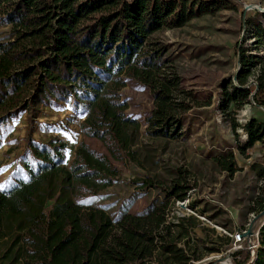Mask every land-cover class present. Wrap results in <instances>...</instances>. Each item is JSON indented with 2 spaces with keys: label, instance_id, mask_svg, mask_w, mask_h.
Returning a JSON list of instances; mask_svg holds the SVG:
<instances>
[{
  "label": "trees",
  "instance_id": "obj_1",
  "mask_svg": "<svg viewBox=\"0 0 264 264\" xmlns=\"http://www.w3.org/2000/svg\"><path fill=\"white\" fill-rule=\"evenodd\" d=\"M231 7L230 0H0V25L9 26L0 38V128L21 115L27 120L24 149L0 188V264H202L195 261L203 253L231 245L226 235L197 236L201 219L172 217L166 203L113 216L91 202L115 182L116 162L139 161L143 123L128 112L123 94L130 81L151 91L155 106L145 131L153 137L178 135L200 104L181 86L170 44L157 33ZM244 18L254 42L236 45L237 71L219 93L226 114L247 104L264 108V11ZM64 103L83 117V136L99 139L104 151L82 138L66 164V141L34 136L45 109ZM243 127L242 153L264 142V120L253 117ZM214 162L230 174L238 170L232 152ZM134 182L142 190L162 185L150 175ZM191 188L176 180L166 197L184 200ZM259 240L253 256L244 239L229 253L232 264H264V223Z\"/></svg>",
  "mask_w": 264,
  "mask_h": 264
},
{
  "label": "rangeland",
  "instance_id": "obj_2",
  "mask_svg": "<svg viewBox=\"0 0 264 264\" xmlns=\"http://www.w3.org/2000/svg\"><path fill=\"white\" fill-rule=\"evenodd\" d=\"M230 1L233 5L231 8L220 9L215 14L194 18L182 27L164 29L157 33L160 39L170 44L167 56L169 63L182 78L181 86L193 91L200 104H193L182 121L183 128L178 135L153 137L145 131L146 118L155 106L151 91L137 80L130 81L123 89V94L129 102L128 112L143 123L137 145L139 161L116 162L120 174L112 186L93 197L91 202L94 205L117 216L126 211H142L150 204L166 203L169 215L176 217L177 212H188L186 207L178 205L177 200L180 199L174 201L173 197H166L165 188L171 187L176 180L193 186L188 190L187 198L193 193L194 199H199L201 193H217L209 197L240 200L252 196L256 183L250 156H258L264 161V144L253 149L250 147L244 153L239 147L247 140V132L243 126L253 117L264 120V108L247 104L234 114H226L219 107V93L222 82L237 71L236 45L243 39H247L249 46L254 42L251 31L255 29L250 25L245 26V14L248 17L254 15L256 9L264 11V0ZM8 30L9 26L0 25V38ZM260 49H263L262 45ZM232 108L233 105L229 111ZM231 119H236L238 123L237 132L233 130ZM82 120L83 117L76 116L67 103L59 107H47L39 119L34 136L44 140L50 135H58L66 141V164L74 157L75 149L82 138L96 149L104 151L105 147L99 139L83 136L80 129ZM26 130L25 115L11 119L0 128V188L5 186L16 167L15 157L24 149ZM231 152L238 168L234 174L222 170L214 162L216 156ZM148 175L162 185L142 190L134 180ZM230 175H234L235 179L228 180ZM217 182L221 183L219 187L223 191L217 192L214 189ZM262 182L255 192L257 197L262 193L264 180ZM221 202L230 210L240 209L241 214L245 215L253 205V201ZM191 204L192 201L188 204L189 208ZM219 208L223 212L216 220H210L211 223L205 221L208 227L217 224L224 228L226 225L223 223L230 221L228 211L220 206ZM259 210L261 209L256 212ZM217 229L222 232L220 228ZM226 252H214L207 256L215 255L225 259L229 256Z\"/></svg>",
  "mask_w": 264,
  "mask_h": 264
},
{
  "label": "crops",
  "instance_id": "obj_3",
  "mask_svg": "<svg viewBox=\"0 0 264 264\" xmlns=\"http://www.w3.org/2000/svg\"><path fill=\"white\" fill-rule=\"evenodd\" d=\"M260 144H264L262 141H257L252 147L256 148L257 146H259ZM257 152V150H256ZM252 153V152H251ZM257 154V153H256ZM250 160H251V166L252 170L254 171L253 175L255 178V183L256 185L253 186V194L251 197L244 199V200H240V199H230L227 197L224 198H215V197H209L212 195H217V193H211L208 195H203V193H201L199 196V199H194L193 194H191L188 197V201H192V206L191 209L195 211L196 216L198 215H204L206 216L209 220H216V218L223 212L220 211L221 209L219 208V206L221 208H223L224 210H227L229 213V219L230 221H227V223H223L226 226L224 228H226L228 231L232 232L235 229H239V228H244L248 225L249 221H250V214L252 212H256L258 209H262V207L264 206V196H261L260 194H258L259 196H255V192L259 187L260 183H263L262 181L264 180V161H262V159L260 157H252L250 156ZM238 171V170H237ZM236 171V172H237ZM229 175V174H228ZM233 177V178H232ZM235 176L234 175H230L228 176V180H234ZM221 183L217 182L215 184L216 188H214L217 192L223 191L222 187H219ZM264 190V186H262ZM261 190V189H260ZM196 191V190H195ZM187 198V196H186ZM174 201H176V198H173ZM221 201H253V205L252 208L250 209V211L248 212L247 215L245 214H241L240 209L236 208V210L233 209H229L228 206H225L223 204V202ZM206 204V205H204ZM213 204V205H211ZM218 206V207H217ZM253 207L255 210H253ZM215 210V212H214ZM219 211V213L217 212ZM214 214V215H213ZM190 215V214H188ZM213 215V216H212ZM200 219V218H199ZM202 221V220H201ZM209 225L205 222L202 221L201 226L197 227L195 229L196 231V235L202 238H212V239H217L218 236H225L224 234H222V232L219 231V229H217V224H213L210 227H208ZM192 241H194V239H192ZM231 246L227 247L225 250L227 251L226 254L229 255L230 252L234 251L231 250L230 248ZM199 251H202V247L199 244ZM224 250H222L223 252ZM214 253V252H213ZM207 254L210 253H203L202 259L195 261V263H202V264H226L222 258H220L219 256H215V255H211V256H207ZM225 255V254H224ZM230 256V255H229ZM217 258V259H216ZM222 259V260H220ZM228 260H231V258H229Z\"/></svg>",
  "mask_w": 264,
  "mask_h": 264
},
{
  "label": "built area",
  "instance_id": "obj_4",
  "mask_svg": "<svg viewBox=\"0 0 264 264\" xmlns=\"http://www.w3.org/2000/svg\"><path fill=\"white\" fill-rule=\"evenodd\" d=\"M259 194H261V193H259ZM189 202L190 201H188V198H186V199H184L182 201L181 200H177L178 205H183L184 207H186V209L188 211V212H183V213L177 212L178 216H183V215H186V214H189V213H192V214L196 215L195 211L188 207ZM255 213L256 212H252L250 214L251 218L253 217V215ZM198 217L201 218L202 221H207V222L211 223V221L206 216L198 215ZM263 223H261L258 226V228L255 230V234L251 238H247L249 243H250V248L252 249L253 256L255 255V251H256L257 247L260 245L259 232H260V227L262 226ZM248 225H249V223H248ZM248 225L246 227H244V228L235 229L232 232L228 231L227 229H225L223 227H219V226H217V227L220 228V230L223 232L224 235L229 236L231 238V240H232V242H231V245H232L231 246V250H235V249L241 247L242 242L244 241V239H246V237L243 236V233L247 229ZM253 237H255V239H253ZM229 258H231V256H227L223 261L226 264H232V262L230 260L228 262Z\"/></svg>",
  "mask_w": 264,
  "mask_h": 264
},
{
  "label": "water",
  "instance_id": "obj_5",
  "mask_svg": "<svg viewBox=\"0 0 264 264\" xmlns=\"http://www.w3.org/2000/svg\"><path fill=\"white\" fill-rule=\"evenodd\" d=\"M264 222V207L256 212L250 219L247 229L244 231L243 236L246 238H251L255 234V230L258 226ZM224 259V258H222ZM220 259V260H222Z\"/></svg>",
  "mask_w": 264,
  "mask_h": 264
}]
</instances>
